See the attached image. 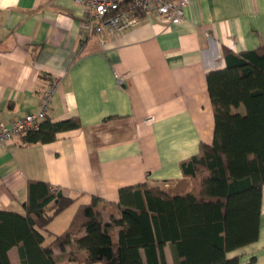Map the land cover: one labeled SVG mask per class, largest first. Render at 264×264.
<instances>
[{
  "label": "crops",
  "instance_id": "0c3cea01",
  "mask_svg": "<svg viewBox=\"0 0 264 264\" xmlns=\"http://www.w3.org/2000/svg\"><path fill=\"white\" fill-rule=\"evenodd\" d=\"M261 46L264 0H192L181 23L147 13L118 35L88 32L74 0H0V122L39 111L58 80L47 117L82 125L49 143L0 145V210L25 215L30 181L78 197L65 210L71 219L93 196L118 203L123 187L190 190L180 164L214 141L207 74L225 68L224 48ZM56 218L40 229L44 245L60 234ZM72 250L86 255L76 243L57 248L56 264H68ZM165 255L175 264L170 243ZM227 256L264 264V186L258 240ZM8 257L22 264L18 246Z\"/></svg>",
  "mask_w": 264,
  "mask_h": 264
},
{
  "label": "trees",
  "instance_id": "16d2710c",
  "mask_svg": "<svg viewBox=\"0 0 264 264\" xmlns=\"http://www.w3.org/2000/svg\"><path fill=\"white\" fill-rule=\"evenodd\" d=\"M226 66L207 74L215 115L212 144L181 162L182 182L172 192L147 183L123 187L119 202L93 196L80 204L67 228L50 234L49 224L78 197L44 181H30L26 214L0 210V264L18 246L22 264H56L55 249L74 243L86 255L81 264H167L170 243L175 264H240L230 251L258 240L264 186V46L223 51ZM243 107V111L240 108ZM78 117H46L24 143H49L61 132L81 128ZM105 213L107 220L105 219Z\"/></svg>",
  "mask_w": 264,
  "mask_h": 264
},
{
  "label": "built area",
  "instance_id": "2783aa9c",
  "mask_svg": "<svg viewBox=\"0 0 264 264\" xmlns=\"http://www.w3.org/2000/svg\"><path fill=\"white\" fill-rule=\"evenodd\" d=\"M84 7V26L90 33L103 34L109 31L121 34L139 25L147 13H155L169 24L181 23L192 0H74ZM119 85L124 80L118 74ZM59 81L55 80L44 96L42 108L15 118L9 123L0 122V145L23 144L22 137L37 131L47 117L53 93Z\"/></svg>",
  "mask_w": 264,
  "mask_h": 264
},
{
  "label": "rangeland",
  "instance_id": "374dc122",
  "mask_svg": "<svg viewBox=\"0 0 264 264\" xmlns=\"http://www.w3.org/2000/svg\"><path fill=\"white\" fill-rule=\"evenodd\" d=\"M72 214L73 213H72V210L71 209L65 211L58 218H56V220L53 222V226L60 233H62L66 229V226L68 225V222L71 219ZM105 215H106V213H105ZM105 219L106 220L108 219L107 218V215L105 216ZM76 255L82 256L80 252L73 251V250L71 252H69V254H68V256H70V257H75ZM68 264H81V263L79 261H68Z\"/></svg>",
  "mask_w": 264,
  "mask_h": 264
}]
</instances>
